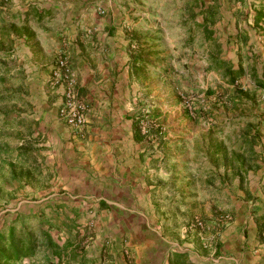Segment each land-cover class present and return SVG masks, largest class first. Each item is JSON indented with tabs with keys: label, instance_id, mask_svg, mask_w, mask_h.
I'll use <instances>...</instances> for the list:
<instances>
[{
	"label": "crops",
	"instance_id": "1",
	"mask_svg": "<svg viewBox=\"0 0 264 264\" xmlns=\"http://www.w3.org/2000/svg\"><path fill=\"white\" fill-rule=\"evenodd\" d=\"M192 1L0 0V53L10 52L0 59L12 67L0 75L20 89L14 116L26 122L15 131L28 125L36 151L11 181L44 183L28 189L37 200L25 213L41 214L64 249L18 264H264V18L254 21L259 0L251 12L247 0H218L216 50L183 25ZM61 54L89 105L81 137L57 116ZM212 55L243 68L235 84L210 68ZM180 90L212 101L205 120L180 107ZM221 92L226 105L215 103ZM146 109L154 122L175 121L171 138L142 132ZM18 190L16 200L28 195ZM192 204L207 228L183 234L177 213Z\"/></svg>",
	"mask_w": 264,
	"mask_h": 264
},
{
	"label": "trees",
	"instance_id": "2",
	"mask_svg": "<svg viewBox=\"0 0 264 264\" xmlns=\"http://www.w3.org/2000/svg\"><path fill=\"white\" fill-rule=\"evenodd\" d=\"M218 7V0H213V2L208 4H206L205 0H193L192 4L185 8V11L189 12V16L183 21L184 26L192 22L193 27L192 25L189 26V29H193L192 33L195 34L198 30L201 33L203 32L205 39L212 41V47L216 50L220 46L217 42V36L213 35L214 31L209 28V25L214 24L217 20ZM197 16H201L202 20L197 21L195 19ZM262 18H264V0H259V7L256 9L254 21L258 23ZM262 32L264 34V30ZM191 40L192 36L190 35L186 43ZM1 54L0 57H8L10 52L4 53V55ZM209 59L212 60L210 68L224 70V76L232 84H235L237 79L244 73L241 66L232 68L229 62L218 55H212ZM11 68L4 65L0 59V72L2 74L9 72ZM20 94V89L1 86L0 106L11 104L12 101L16 105L14 100L22 101ZM15 105L10 107L12 110L0 109V157L15 159V162H11L13 167L11 171L12 177L15 176V167L19 166L18 170H22V167L18 165L19 162L24 166L29 165L32 159L36 160V155L34 154L36 152L35 146L28 139L31 134L28 125L25 127V135L20 133L19 130L15 131ZM25 122V120L17 121L18 126L21 127L25 125ZM34 169L38 170V167L34 165ZM177 199H171V201H177ZM181 200H178V202ZM47 248L52 249V253L55 255H61L64 251V249H60V246L53 239L51 225L48 224V221L41 214L20 212L15 217L5 220L0 226V264H18V261L34 256L39 250Z\"/></svg>",
	"mask_w": 264,
	"mask_h": 264
},
{
	"label": "rangeland",
	"instance_id": "3",
	"mask_svg": "<svg viewBox=\"0 0 264 264\" xmlns=\"http://www.w3.org/2000/svg\"><path fill=\"white\" fill-rule=\"evenodd\" d=\"M255 1L257 0H247V2L252 3L251 5L246 4V6L240 4V7L242 8V12H244L245 8L246 10H248L249 12L253 11L255 8L253 6V3H255ZM238 5V4H237ZM229 6V7H228ZM244 8V9H243ZM224 10L226 11H233V7L232 5H225ZM237 10V8H236ZM234 10V11H236ZM251 10V11H250ZM202 70V68H201ZM4 82H7L4 80L3 76L0 75V87L4 85ZM246 84V83H245ZM11 87V85H9ZM14 88V87H12ZM206 87L201 88V90H205ZM264 90H262L263 92ZM262 92L260 93L261 98L264 99L262 97ZM180 93H183L187 98L183 99L182 97H180ZM226 92H221L219 94V96L216 97L215 103L219 104V105H226L228 102V99L225 95ZM178 96L181 99L182 105L180 107L184 108L185 110L188 111V108L186 107L185 103H186V99L187 101H189V104L191 105L192 109L195 112L196 116H199L201 118V122L203 120L206 119L205 115L210 111V109L212 108V101H207L208 98H205L204 92L203 91H193V92H185L180 90L178 93ZM218 99V100H217ZM16 102V105L14 104V102L12 101V103L10 104H5L0 106L2 110H12L10 107H13L14 105L20 106L18 105L21 101L20 100H14ZM178 102L174 103L172 102H168V107L169 108H173L175 104H177ZM211 107V108H210ZM189 112V111H188ZM153 120V119H152ZM169 125H165L162 124L161 122H154L152 123V128L150 130V134L149 135H159L158 133L162 132L166 134V136H169L171 138L172 135H174V131L178 128V125L175 124V121H173L171 119V117L169 118ZM17 124V121H16ZM14 135V134H13ZM12 159V158H9ZM17 166L15 169L18 170ZM13 167L10 164V160H4V162L0 161V187L5 186V195L3 196V200H0V211L7 209V211L5 210V212L0 213V226L1 224H3V222L5 221V219H10L12 218L13 214V210L14 208H16L18 201H20L19 203V207L24 210H22L23 213H25V211H29L30 206L32 201L37 200V198L35 197H29V190L35 187H38L40 185H44V183H37V186L33 187L30 185L31 183H26V182H17V181H11V177L12 175H10L11 171H12ZM183 171H186V168L183 169ZM29 182V181H28ZM40 184V185H39ZM184 184V186H189V182L188 183H182V185ZM183 186V187H184ZM22 188L23 191L25 193H27L28 195L21 197L20 199H15V194L18 193L17 191H20L18 189ZM29 189V190H28ZM204 201L202 202V200L199 201V204L203 205ZM195 207L193 204L191 206L187 205L184 206L178 213H177V220L181 221L182 223V227H183V234H186L188 232H190L191 230L187 229V225L190 222L191 219H193L194 217H199L200 219H202L205 223H206V219L208 218L207 215L204 214H200L199 211H195L192 212V208ZM203 207V206H200ZM17 208V209H18ZM196 208V207H195ZM211 216H215V213H212ZM4 219V221L2 220ZM45 250V249H44ZM41 251V250H39ZM38 251V252H39ZM27 259V258H25Z\"/></svg>",
	"mask_w": 264,
	"mask_h": 264
},
{
	"label": "built area",
	"instance_id": "4",
	"mask_svg": "<svg viewBox=\"0 0 264 264\" xmlns=\"http://www.w3.org/2000/svg\"><path fill=\"white\" fill-rule=\"evenodd\" d=\"M97 10L99 13H104L101 7H98ZM51 85L53 87H62L63 99L57 111L58 118L71 129L74 135L83 136L86 124L85 114L89 105L78 92L77 75L70 67L66 54H61L56 60L55 66L51 71ZM180 97L183 99L187 98L183 93H180ZM262 97L264 98V91L262 92ZM185 105L189 113L195 115L187 99ZM148 113L147 109L144 110L143 116L139 119V124L144 134H149L153 126V120ZM227 216L228 214L225 215V218ZM206 228L207 224L199 217H194L187 225L189 230H204ZM204 246H208V242H204Z\"/></svg>",
	"mask_w": 264,
	"mask_h": 264
}]
</instances>
